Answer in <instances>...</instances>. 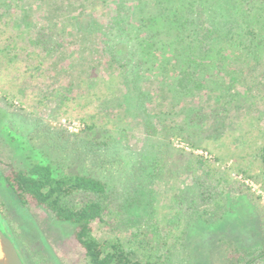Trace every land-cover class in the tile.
I'll use <instances>...</instances> for the list:
<instances>
[{"label":"rangeland","instance_id":"374dc122","mask_svg":"<svg viewBox=\"0 0 264 264\" xmlns=\"http://www.w3.org/2000/svg\"><path fill=\"white\" fill-rule=\"evenodd\" d=\"M164 6L0 0V32L22 50L12 64L0 53V222L25 264H88L73 225L19 205L4 186L3 175L35 162L117 190L94 234L127 240L148 224L164 237L165 264H246L264 249V202L236 177L264 187L255 159L264 143V49L228 44L214 55L222 65L212 54L204 59L209 69H199L171 38L164 15L175 3ZM188 66L205 86L184 95L179 78ZM199 160L213 169V182H224V206H202L204 217L184 211L177 221L179 202L201 179L192 171ZM253 160L257 181L240 170Z\"/></svg>","mask_w":264,"mask_h":264},{"label":"trees","instance_id":"16d2710c","mask_svg":"<svg viewBox=\"0 0 264 264\" xmlns=\"http://www.w3.org/2000/svg\"><path fill=\"white\" fill-rule=\"evenodd\" d=\"M158 2L165 5L166 9L175 3L174 11L163 14L171 23L173 33L171 38L174 35L175 38H179L178 45L180 43L186 45L190 55L189 62L192 65L196 64L199 69L202 67L207 71L209 68L204 59L212 54L216 56L217 51H224L229 45L264 49V0H158ZM162 12L159 11L152 16V25L154 22L157 24L156 19L162 16ZM121 17L122 15L117 22L115 21L119 30L124 29V20ZM183 34L186 36L184 39ZM118 35V32L114 33L115 46ZM0 39L3 42L0 53L6 57L9 64L16 62L22 54L19 42L3 38L2 32ZM220 55L217 58L214 56V59L222 65ZM188 68L182 70V76L179 78V84L185 94L177 92L176 95H187L205 86L197 71L189 66ZM232 78L238 79L235 75H232ZM255 159L259 161L264 175V143L257 149ZM252 166H255V160L241 164L240 170L257 181L254 174H249ZM210 169L211 167H207L202 160L194 164L192 171L196 175L201 174V179L196 183L194 195L186 197L184 202H179L181 209L177 214V221H180V214L184 216V211L204 217L202 206L213 211L224 206L223 195L226 193L224 182H213L211 178L213 169ZM3 184L19 205L40 206L58 221L73 225L75 238L84 249L88 264H165L167 257L170 256L169 249L166 252L164 247L162 248L161 242L164 241V237L160 236V232H155L156 234L152 232L148 224L144 228H139L141 233L135 232L127 240L100 239L94 234V223L105 222V214L112 210L117 193V190L111 189L100 178L73 172L56 176L51 164L35 162L27 170L11 169L9 173L3 175ZM262 189L264 191L263 186ZM140 234L143 237H140ZM246 264H264V249H259Z\"/></svg>","mask_w":264,"mask_h":264},{"label":"water","instance_id":"95a60500","mask_svg":"<svg viewBox=\"0 0 264 264\" xmlns=\"http://www.w3.org/2000/svg\"><path fill=\"white\" fill-rule=\"evenodd\" d=\"M0 264H25L14 241L0 222Z\"/></svg>","mask_w":264,"mask_h":264},{"label":"built area","instance_id":"2783aa9c","mask_svg":"<svg viewBox=\"0 0 264 264\" xmlns=\"http://www.w3.org/2000/svg\"><path fill=\"white\" fill-rule=\"evenodd\" d=\"M236 177L239 180H241L243 183H245L247 186H249L259 196H261V198H262V200L264 202V191L261 189V186L257 182H254L252 179L244 176L243 174H239Z\"/></svg>","mask_w":264,"mask_h":264}]
</instances>
